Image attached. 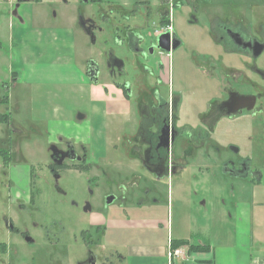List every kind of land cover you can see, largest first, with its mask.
Listing matches in <instances>:
<instances>
[{
	"label": "rangeland",
	"instance_id": "374dc122",
	"mask_svg": "<svg viewBox=\"0 0 264 264\" xmlns=\"http://www.w3.org/2000/svg\"><path fill=\"white\" fill-rule=\"evenodd\" d=\"M222 1L229 4L231 0ZM232 1L246 5L243 11L246 15L253 4L264 3V0ZM104 4H91L101 28L92 43L77 20V2L0 0V113H10L13 121L25 130L21 134L15 128L19 133L10 135L9 144L7 135H3L6 142L0 141V148H9L13 154V159L6 161L10 162L8 166L0 155V242L6 245L0 253V264L55 261L75 264L88 252L85 239L103 244L113 264L119 260L116 251L126 257L125 261L119 260L121 264H197L195 255L188 254L192 253L188 245L179 247L182 257L187 255L186 260L179 256L172 258L170 241L189 239L194 244L208 243L211 237L216 247L223 246L222 243L235 245V232L238 234L245 225L239 208L245 203L264 201V185H258L251 176L231 178L220 167L210 165L200 178H177L168 182V188L161 182V194L138 193L140 197H148V202L141 206L129 194L123 202L119 186L125 183L123 177L131 172V165L123 158L119 115L112 117L107 132L92 128L93 122H99L106 111H117L119 106L107 98L112 88L108 92L97 91L96 86L86 83L83 73L86 57H98L107 48L120 46L116 33L120 35L122 24L127 23L119 11ZM106 12L111 21L102 18ZM173 25L188 26V23L174 16ZM198 37L195 32L190 34L194 45L208 47V41L205 44ZM6 94L12 98L8 104ZM90 95L99 101L90 104ZM79 113L85 117L81 118L83 115ZM243 130L240 122L238 128L223 132L222 137L241 147V156L249 158L252 169L264 171L263 165L252 161L257 155L244 137L247 129ZM248 135L258 140L251 130ZM62 137L85 144L91 169L61 171L59 190L46 165L49 145ZM22 153L26 160H22ZM21 160L24 163H15ZM135 168L136 175L148 176L143 168ZM29 182L33 194L36 188L42 191L34 204H28L27 197L21 198L27 194ZM109 194L116 196L111 204L106 200ZM153 198L159 201L153 203ZM24 202L25 208L19 207ZM88 204L90 209L86 210ZM9 218L21 232L30 234L32 242L10 230L6 224ZM53 243L59 248L53 249ZM136 245L157 246L161 256L128 255L129 246ZM22 255L34 257L23 260L19 257Z\"/></svg>",
	"mask_w": 264,
	"mask_h": 264
},
{
	"label": "flooded vegetation",
	"instance_id": "af4514ba",
	"mask_svg": "<svg viewBox=\"0 0 264 264\" xmlns=\"http://www.w3.org/2000/svg\"><path fill=\"white\" fill-rule=\"evenodd\" d=\"M23 1L28 0H18ZM62 1L77 2V20L81 25L82 18L85 24L81 27L88 36L92 32L95 40L101 28L91 4L106 2L125 17L122 20H127L120 35L116 33L120 46L107 48L98 57H86L83 69L86 83L96 86L97 91L108 92L112 88L107 98L119 106L117 111H106L99 122L93 120L92 128L107 132L112 117L119 115L123 158L131 165V172L124 174L125 183L119 186L123 202L129 194L141 206L148 202V197H140L138 193L161 194V182L168 188V182L177 178H200L210 165L220 167L231 178L251 176L254 181L264 178L261 168L252 169L249 158L241 156L237 143L222 137L223 132L238 128L242 122L244 130L247 129L244 137L257 155L251 160L264 166V3L253 4L246 15L243 13L246 5L232 0L229 4L222 0ZM174 16L186 19L188 26L175 27ZM102 18L110 19L107 12ZM194 32L205 44L209 43L208 47L192 43L190 34ZM90 96V104L99 101ZM101 100L111 104L107 99ZM250 130L258 137L257 141L248 135ZM49 146L46 169L55 177L59 190L61 171L91 169L85 144L62 137ZM0 155L3 160L13 158L9 148L1 147ZM135 166L143 168L148 176L136 175ZM32 187L29 182L27 194L21 195L29 199L28 204H34L37 194L42 193L36 188L33 194ZM158 201L152 199L153 203ZM24 204L19 207L25 208ZM6 224L27 240L30 234L21 232L11 218ZM85 241L88 252L75 264H113L103 244ZM52 248L59 247L53 243ZM115 253L123 261L122 253ZM29 256L34 257H19L24 260Z\"/></svg>",
	"mask_w": 264,
	"mask_h": 264
},
{
	"label": "crops",
	"instance_id": "0c3cea01",
	"mask_svg": "<svg viewBox=\"0 0 264 264\" xmlns=\"http://www.w3.org/2000/svg\"><path fill=\"white\" fill-rule=\"evenodd\" d=\"M6 95L7 98L5 100L7 101L8 104L10 102V99L12 98L10 94L9 95L6 94ZM7 107L8 105H6V108ZM2 113L3 114L7 113V111ZM7 114H9V118L11 119L12 123L10 125H6V123L0 121V133H2V137H0V141L1 143L6 142L5 139L6 136L3 137V135H7V143L9 144L10 135L19 133L15 128L19 129L21 134L23 133L22 130H24V128H22L20 124L13 121L14 118L12 119L10 113ZM63 138L69 140L66 137ZM11 140H13V136L11 137ZM49 143H51V141ZM22 155L24 156L22 160H26V156L24 155V153H22ZM8 159H13V158L11 156L5 157L3 161L6 162ZM22 160L15 161V163L17 164L24 163L22 162ZM7 163L10 164V162H6V166H8ZM12 167L14 166L12 165ZM256 182L260 186L264 185L263 178L257 180ZM262 202L264 201H255L252 202V205H249V203H245V205L239 208L238 214L241 217V220L244 221L245 225L242 228V230L238 231V234L236 230L235 245H230L229 243H222L223 246L216 247L214 243H211V237H209L208 243L196 244L207 247L208 249L206 251H197L192 253L188 252V254H190V256L192 254L195 255L194 261L197 262V264H264V215H262L264 214L263 213L264 211L262 210L263 209L262 207H264V203ZM190 242L194 244L192 241ZM128 250H129L128 255L133 257L134 256L141 257L145 255L157 256V257L161 256V254L159 253L160 249L157 248V246L150 247L146 245H136V246H129ZM122 258L123 261H125L126 258L125 255L122 254ZM181 258L186 260L187 255Z\"/></svg>",
	"mask_w": 264,
	"mask_h": 264
},
{
	"label": "trees",
	"instance_id": "16d2710c",
	"mask_svg": "<svg viewBox=\"0 0 264 264\" xmlns=\"http://www.w3.org/2000/svg\"><path fill=\"white\" fill-rule=\"evenodd\" d=\"M0 121H3L6 123V125H10L12 123L11 119L9 118V114L7 113H0ZM100 229V228H99ZM102 231V230H100ZM101 233V232H100ZM183 245H188L189 251L191 252H197V251H206L208 248L202 245H196L192 244L188 239H172L170 241V248L171 249H177ZM6 245L0 243V250H5Z\"/></svg>",
	"mask_w": 264,
	"mask_h": 264
},
{
	"label": "water",
	"instance_id": "95a60500",
	"mask_svg": "<svg viewBox=\"0 0 264 264\" xmlns=\"http://www.w3.org/2000/svg\"><path fill=\"white\" fill-rule=\"evenodd\" d=\"M80 23H81V25L82 24H85L84 22H83V20H82V18H80ZM85 30L87 31V29L85 28ZM92 30V29H91ZM93 31V30H92ZM88 34H89V36L91 37V40H92V42H94L95 43V37H94V34L92 33V32H88ZM52 149V151H53V156L55 155V149L52 147L51 148ZM60 163V162H59ZM115 199V197L114 196H112V195H110V196H108L107 197V203H111L113 200ZM88 209H90V206H89V204L87 205V207H86V210H88ZM27 240L28 241H32V239L30 238V237H27Z\"/></svg>",
	"mask_w": 264,
	"mask_h": 264
},
{
	"label": "built area",
	"instance_id": "2783aa9c",
	"mask_svg": "<svg viewBox=\"0 0 264 264\" xmlns=\"http://www.w3.org/2000/svg\"><path fill=\"white\" fill-rule=\"evenodd\" d=\"M170 256L173 257H182V250L180 248L172 249V252L170 253Z\"/></svg>",
	"mask_w": 264,
	"mask_h": 264
}]
</instances>
